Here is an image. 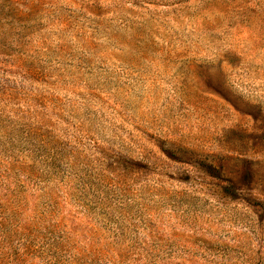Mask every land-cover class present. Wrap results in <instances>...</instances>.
<instances>
[{"label": "rangeland", "instance_id": "1", "mask_svg": "<svg viewBox=\"0 0 264 264\" xmlns=\"http://www.w3.org/2000/svg\"><path fill=\"white\" fill-rule=\"evenodd\" d=\"M0 264H264V0H0Z\"/></svg>", "mask_w": 264, "mask_h": 264}]
</instances>
